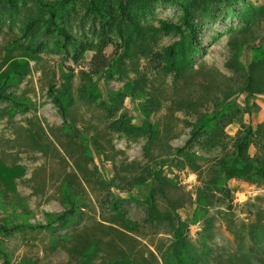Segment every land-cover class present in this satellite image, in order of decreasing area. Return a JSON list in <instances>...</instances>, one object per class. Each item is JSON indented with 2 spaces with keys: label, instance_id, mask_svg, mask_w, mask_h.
<instances>
[{
  "label": "rangeland",
  "instance_id": "rangeland-1",
  "mask_svg": "<svg viewBox=\"0 0 264 264\" xmlns=\"http://www.w3.org/2000/svg\"><path fill=\"white\" fill-rule=\"evenodd\" d=\"M87 2L59 8L57 25L77 38L67 52L55 27L46 33L57 1L0 0V87L26 105L0 101V223L18 228L0 234L10 264H163L180 219L189 264H264V180L219 175L246 131L264 162V64L251 82L246 70L264 0H128L140 32L128 23L125 41ZM187 6L200 48L189 30L165 29ZM62 76L66 118L54 101ZM207 116L218 120L191 141ZM69 196L78 210L65 219ZM38 225L48 228H27Z\"/></svg>",
  "mask_w": 264,
  "mask_h": 264
},
{
  "label": "trees",
  "instance_id": "trees-1",
  "mask_svg": "<svg viewBox=\"0 0 264 264\" xmlns=\"http://www.w3.org/2000/svg\"><path fill=\"white\" fill-rule=\"evenodd\" d=\"M57 1L59 3V7H51V5L46 4V7L49 9V20L48 27L46 29L47 34H53L55 27L56 32L59 33L60 36L64 38V49L68 52L69 46H75V40L77 38L73 35L65 26L57 25V17L59 8H63L69 5L74 0H52ZM87 12L91 14L93 17L98 18L103 23L104 29H109L110 32L115 33L116 36L119 37L120 40L125 41L128 23L136 29L137 32H140V28L137 26V23L134 20L133 14L130 9L127 7L128 0H120L117 7L109 6L107 3H102L104 0H87ZM212 2H221L226 4H232L238 0H210ZM43 3L42 1H40ZM199 1H196L194 5H197ZM49 5V6H48ZM193 14L190 7H184V16L182 18V22L179 25L169 26L165 25V29L172 30L177 35H181L184 32V29L190 31L191 44L194 48H200L202 46V41L200 39V33L198 27L193 24ZM36 22H31L24 34V36H28L32 33ZM174 48L169 49V53L171 55H175ZM98 53L96 54L94 59H97ZM162 54L157 53L154 55V59L162 58ZM153 59V60H154ZM102 63V62H101ZM264 64V39L259 46L253 48V57L252 61L249 65H247L246 70L249 77V81L251 82L253 79V74L255 70ZM105 64H101L98 72L104 70ZM156 69V68H154ZM63 88H64V98H55L54 101L56 105L60 108L62 116L66 118L67 114V104L66 101L68 99L67 95V86L68 79L65 76H62ZM8 86L7 80L0 87V101L6 100L12 102L17 107H26V105L19 99L14 97L5 95L3 90ZM217 116H207L198 124L195 125L194 131L192 132L191 141L196 139L201 134L209 133V129L213 127L215 122H217ZM254 132L246 131L244 132L238 139L237 144L235 146V152L226 157L222 162V168L219 171V175L224 178L225 181H229L233 178H239L248 182H259L260 180H264V162L258 157H251L249 155V148L253 144ZM190 143V142H189ZM78 207L76 201L72 197H67V209L63 214V218L71 219L74 217L77 212ZM192 222L194 224L198 223V218L195 215L192 217ZM124 226L129 231H134L136 229V225L131 223L129 220H123ZM27 226V225H26ZM29 230H44L47 229L48 226H28ZM18 228H8L0 223V234H10ZM189 230V223L183 220H178L175 226V235L174 242L170 245L169 249L164 253V261L163 264H189L190 258L187 256L188 246L185 244L186 234ZM0 258L3 261V264H10L9 255L6 250L1 246L0 242ZM89 258L85 256V260L87 261Z\"/></svg>",
  "mask_w": 264,
  "mask_h": 264
},
{
  "label": "crops",
  "instance_id": "crops-1",
  "mask_svg": "<svg viewBox=\"0 0 264 264\" xmlns=\"http://www.w3.org/2000/svg\"><path fill=\"white\" fill-rule=\"evenodd\" d=\"M185 222H188V221H185ZM189 223V222H188Z\"/></svg>",
  "mask_w": 264,
  "mask_h": 264
}]
</instances>
